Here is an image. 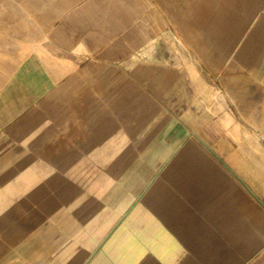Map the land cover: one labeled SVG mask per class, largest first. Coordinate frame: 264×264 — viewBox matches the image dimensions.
Listing matches in <instances>:
<instances>
[{"label":"crops","instance_id":"obj_1","mask_svg":"<svg viewBox=\"0 0 264 264\" xmlns=\"http://www.w3.org/2000/svg\"><path fill=\"white\" fill-rule=\"evenodd\" d=\"M8 1L0 0V188L7 190V195L0 192V236L16 235L26 229L24 220L33 218L43 234V228L63 220L58 200L66 183L48 174L49 124L50 111L65 103L64 77L74 71L58 77L59 72L45 67L41 73L29 61L44 45L68 52L84 45L108 60L115 53L122 58L134 46L140 53L137 45L148 43L151 34L143 18L148 4ZM183 3L169 0V52L176 53L179 33L191 60L200 61L195 80L189 68L183 73L184 135L176 132L152 145L131 142L124 151V142L117 144L122 150L118 159L128 156L133 164H122L108 182L98 180L97 199L87 203L84 214L61 235H50L65 264L242 263L244 252L232 245L251 236L242 221L227 224L226 218L238 189L264 205V35L250 33L251 21L209 19L208 9L205 18L187 19ZM242 27L249 34L242 35ZM210 83L216 99L209 100ZM113 86L106 83L104 91ZM217 170L222 175L208 183L210 195L191 190L194 183L188 182L196 175Z\"/></svg>","mask_w":264,"mask_h":264},{"label":"rangeland","instance_id":"obj_2","mask_svg":"<svg viewBox=\"0 0 264 264\" xmlns=\"http://www.w3.org/2000/svg\"><path fill=\"white\" fill-rule=\"evenodd\" d=\"M86 1L81 0V4ZM184 1L182 8L187 19L205 18V10L208 9L209 19L237 18L242 25L251 21L250 33L264 35V0ZM224 1L226 2L223 3ZM6 3L10 2L1 0V4ZM146 3L147 11L143 18L151 34L148 43L137 45L143 48L140 53L132 49L136 48L134 46L127 53L124 52L122 58L117 59L118 55L115 53L116 58L108 60L104 58V53H92L84 45L71 52L52 45L40 46L34 51V57L37 56L42 62L40 64L50 72L53 70L47 64L49 58L62 57L74 63L73 68L62 65L57 70L58 77L71 71L74 74L64 77L67 85L63 93L65 103L58 111H50L53 120L49 124L48 174L58 176L62 183H66L64 193L58 200L63 220L45 232L43 228V234H40L38 220L25 219L26 229L17 230L16 235H1L0 264H65L63 251L50 235H61L84 214L87 203L97 199L94 187L98 180L102 182L100 184L108 182L109 176L115 177L122 164L128 167L133 164L128 156H124L123 160L118 159L122 150L117 144L124 142V151L131 142L152 145L170 140L176 132L184 135V126L180 123L184 113L183 73L185 68H189L194 72L195 80V69H199L200 61L191 60L187 52H190V47L186 46L179 33L178 44L173 45L176 53L169 52L172 36L169 30V0H146ZM1 14L3 18L8 16V12ZM241 31L242 35L249 34L247 27H242ZM111 68L112 70H107ZM38 71L46 73L45 69L44 72ZM111 71L112 75L105 74ZM106 83L114 84L107 93L103 87ZM209 89V100L216 99L218 93L211 83ZM198 103L200 104L199 97ZM137 104L140 105L139 108L136 107ZM256 128L258 129V125ZM114 160L120 161L115 163ZM218 170L212 172L211 176L208 172H204L201 177L196 175L191 179L193 181L188 182L194 183L190 184L191 190L196 194L203 192L210 195L212 190L208 183H213L222 175ZM16 174L18 180L23 179L20 173ZM226 176L225 174V180ZM173 183H176V179ZM18 184L23 183H16L17 187ZM1 191L7 195V190L0 188ZM234 199L237 202L228 210L226 223L242 221L251 240L236 241L232 246L234 250L244 252L241 264H264V205L254 201L244 188L238 189V195ZM19 203L18 199V208ZM45 221L47 223L48 219L43 223ZM221 239L227 242L225 234L221 235Z\"/></svg>","mask_w":264,"mask_h":264},{"label":"bare ground","instance_id":"obj_3","mask_svg":"<svg viewBox=\"0 0 264 264\" xmlns=\"http://www.w3.org/2000/svg\"><path fill=\"white\" fill-rule=\"evenodd\" d=\"M195 1V0H194ZM201 1H204V0H201ZM207 1V0H206ZM217 1V0H216ZM215 1V2H216ZM197 2H198V0H197ZM200 2V1H199ZM208 2V1H207ZM211 2V1H210ZM217 2H219V0L217 1ZM226 1H224L223 3H225ZM230 2V4H231V1H229ZM229 2L227 3V4H229ZM194 3V2H193ZM196 3V2H195ZM200 3H202V2H200ZM221 4V3H220ZM230 4H229V7H230ZM234 4V3H233ZM202 5V4H201ZM236 5V4H235ZM171 6V5H170ZM179 6V5H178ZM206 6H208V5H206ZM221 6H222V4H221ZM169 7V6H168ZM234 7H236V6H234ZM197 8H199V7H197ZM196 8V9H197ZM181 9V8H180ZM195 9V10H196ZM212 9V8H211ZM224 9H225V7H224ZM227 9H228V7H227ZM231 10H232V8H230ZM236 9V8H235ZM192 10H193V8H192ZM198 10V9H197ZM201 10V9H200ZM172 11H174V10H172ZM176 11V10H175ZM173 13V12H172ZM196 13V12H195ZM198 13V12H197ZM174 14V13H173ZM191 14H193V13H191ZM197 14H195L194 15V18H195V16H196ZM198 16H200V13H199V15ZM198 16H197V18H198ZM209 16V15H208ZM228 17V16H227ZM176 20V19H175ZM206 20V19H205ZM226 20V19H225ZM196 24V23H195ZM221 24H223V23H221ZM204 25V24H203ZM219 26V25H218ZM199 27H200V25H199ZM220 27V26H219ZM197 30H199V28L197 29ZM228 30V29H227ZM203 30H202V28H201V33H203L202 32ZM221 31H222V29H221ZM220 31V32H221ZM226 31V30H225ZM213 32V31H212ZM200 33V32H199ZM205 33V32H204ZM223 33V32H222ZM214 34H216V32H214ZM204 35V34H203ZM205 36V35H204ZM222 36V35H221ZM220 37V36H219ZM224 37H225V35H224ZM205 38H203V40H204ZM208 42L210 41V40H207ZM218 42V41H217ZM220 42V41H219ZM217 46V45H216ZM221 49V48H220ZM222 50V49H221ZM220 54V53H219ZM221 56V55H220ZM62 57H60V59H55V58H49L48 59V61H47V64L51 67V69L53 70V71H55V72H57V70H59L61 67H62V65H64L66 68H73L74 67V63L72 62V61H69V60H67V58L65 59H61ZM40 63H42V62H40V60L38 59V58H33V59H31L30 60V64H32V65H34V66H37V67H39L40 69H42V70H46V68L44 67V66H42V64H40ZM124 74V73H123ZM109 88V87H108ZM256 102V101H255Z\"/></svg>","mask_w":264,"mask_h":264}]
</instances>
